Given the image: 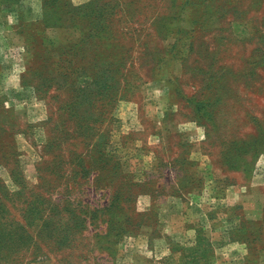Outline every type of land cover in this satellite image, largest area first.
Instances as JSON below:
<instances>
[{
	"label": "rangeland",
	"instance_id": "374dc122",
	"mask_svg": "<svg viewBox=\"0 0 264 264\" xmlns=\"http://www.w3.org/2000/svg\"><path fill=\"white\" fill-rule=\"evenodd\" d=\"M0 264H264V0H0Z\"/></svg>",
	"mask_w": 264,
	"mask_h": 264
},
{
	"label": "trees",
	"instance_id": "16d2710c",
	"mask_svg": "<svg viewBox=\"0 0 264 264\" xmlns=\"http://www.w3.org/2000/svg\"><path fill=\"white\" fill-rule=\"evenodd\" d=\"M1 235H2V234H0V243L3 244V243H5V239H6V237L3 238Z\"/></svg>",
	"mask_w": 264,
	"mask_h": 264
}]
</instances>
